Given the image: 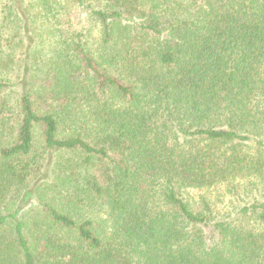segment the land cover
<instances>
[{"label":"trees","instance_id":"trees-1","mask_svg":"<svg viewBox=\"0 0 264 264\" xmlns=\"http://www.w3.org/2000/svg\"><path fill=\"white\" fill-rule=\"evenodd\" d=\"M0 12V264H264V0Z\"/></svg>","mask_w":264,"mask_h":264},{"label":"rangeland","instance_id":"rangeland-1","mask_svg":"<svg viewBox=\"0 0 264 264\" xmlns=\"http://www.w3.org/2000/svg\"><path fill=\"white\" fill-rule=\"evenodd\" d=\"M3 14L0 12V26H1V19H2ZM96 31H94L95 34ZM211 196L213 200L217 202H221V205L228 203L229 196L227 195V192L225 188L218 187V189L213 190L211 193ZM222 207V206H221Z\"/></svg>","mask_w":264,"mask_h":264}]
</instances>
